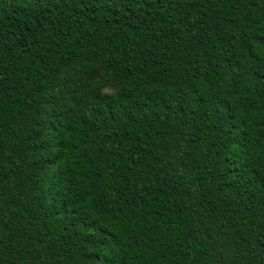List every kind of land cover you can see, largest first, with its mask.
<instances>
[{"label": "trees", "instance_id": "16d2710c", "mask_svg": "<svg viewBox=\"0 0 264 264\" xmlns=\"http://www.w3.org/2000/svg\"><path fill=\"white\" fill-rule=\"evenodd\" d=\"M0 264H264V0H0Z\"/></svg>", "mask_w": 264, "mask_h": 264}]
</instances>
